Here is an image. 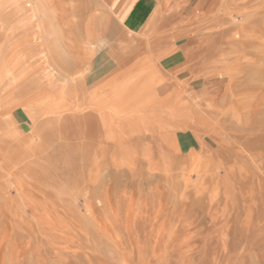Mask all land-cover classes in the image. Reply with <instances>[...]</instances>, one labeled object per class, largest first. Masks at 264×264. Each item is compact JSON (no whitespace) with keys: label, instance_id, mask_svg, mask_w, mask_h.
Returning a JSON list of instances; mask_svg holds the SVG:
<instances>
[{"label":"rangeland","instance_id":"1","mask_svg":"<svg viewBox=\"0 0 264 264\" xmlns=\"http://www.w3.org/2000/svg\"><path fill=\"white\" fill-rule=\"evenodd\" d=\"M71 1L0 0V136L2 135L0 161L5 160V163H9L6 160H11L10 157H15L16 154L15 161L20 168L15 177L8 174V170L16 166L0 168V205L4 207L7 201L11 210L22 211L23 214L26 204H34L37 200L22 199L14 190V184L25 185L27 181L32 180L35 185L43 188L41 189L43 193L47 192L44 199L56 198L55 200L60 201L59 207L53 209V212L64 209L72 215H68L69 219L72 218L76 223L73 229L82 228L86 233L78 231L73 240L77 238L79 242L77 246L71 245L70 238H66L67 234H72L67 233L69 227H72L71 224L67 226L68 228H60V232H57L59 235L55 234V230L36 231L39 230L36 219L32 218V214H23L21 216L24 218L25 215L28 222L33 221L37 229L34 233L29 232L26 221L19 242L13 244L7 241L3 247L0 264H50V262L80 264V261L86 264L83 260L70 256L69 251L86 250L87 244L82 243H87L88 240L92 247L101 246L96 251V254L101 256L100 259L104 257V260H109L111 264H120L121 262L112 257L113 250L107 247L110 245V237L105 235L114 232L120 237L119 233L123 232L121 226L124 223L130 226L133 236L136 235L135 239L140 240V236L137 238L140 234L142 240L140 242L156 240L153 243L161 245L160 248L167 244L170 231L176 232L178 236L176 243L181 244L180 249L171 254L167 264H264V0H228L225 4L222 3L223 0H217L214 14L224 11L231 22L228 23L229 28L233 25V28H241H235L234 32L230 33L232 41L229 40L226 49V52L230 53L235 51L234 56L240 58H236L237 62H233L232 59H229L230 62L224 61L219 71L212 68L214 73L210 72L211 63L202 56L193 57L187 60L188 62L183 61L184 63L176 60L175 56L183 50L184 55L192 53L196 48L199 49L198 46L206 44L195 46L196 34L191 42L189 37L182 34L186 28L193 29L195 22L200 19L198 16L200 10L196 6L199 0H150L151 5L154 4L152 17L155 15L156 22L153 24L156 26L160 24V28L154 32L152 29L141 30L133 24L136 17L143 16L147 7L145 5L143 9L142 6L144 7L147 0H125L116 14L110 6H114L117 0ZM229 2L231 3L227 5ZM61 5L63 7L65 5L64 11ZM77 5L83 6L81 12ZM194 5L197 7L196 10H193ZM173 11L176 14L173 20L162 26L166 17ZM146 22L147 18L142 28ZM208 29L212 30L213 27ZM22 36L26 40L23 43ZM234 37H238V45L234 42ZM231 42L234 44L231 45ZM153 45L157 48L156 55H152ZM30 50H33L34 56L28 61L33 62L36 59L34 62L40 63L37 67L40 69L39 74L51 70L57 75L52 85L54 90L52 94L56 97L54 101L49 102L51 107L48 110L39 107L42 106L39 103L37 108H42L40 109L42 111L37 115L27 120L23 118L19 122L9 121L14 114L13 111H16V106L24 104L27 100L9 96L2 88H6L5 85L11 82L8 74L11 75L12 66L17 62L16 55L27 57L31 53ZM138 51L141 56L144 54L151 56L150 59L145 58L152 62L147 63L153 71L155 70V73L149 76L151 82L158 74L161 78L166 73L169 74L166 76L167 79L163 78L168 92L163 93L160 90L158 95L161 97L155 95V101L142 105L127 100L123 103L124 112H120L121 115L111 114L108 116L109 122L106 121L107 125H98L95 116H99L92 112L91 104L86 103L91 101H87V95L84 96V100L80 97L81 91L77 83L75 84L77 81L75 78L79 79L90 73L92 79L88 84L89 93L92 91L93 78L103 76L107 70L123 65L127 56L138 54ZM217 52L218 49L215 55ZM116 54L118 61H107L112 59L111 55ZM166 55L169 56L166 58ZM46 57L48 63L45 64ZM144 62L143 60L142 64ZM197 63L201 66L195 67ZM165 64H170L173 71L182 69L183 76H172ZM68 68L71 71L77 68L79 71L68 78H63L61 71ZM139 69L138 66L132 77L137 75ZM59 75L62 78H58ZM180 78L182 81L177 80ZM146 81L151 83L149 79ZM69 82L75 86L73 90L70 89L72 86ZM64 83L66 86L62 87ZM153 85L154 83L149 84V87ZM191 85L195 86V96L182 95L179 103L190 101L193 106L195 105L194 109L201 112V115H194L191 118L193 122H199L197 126H193L192 120L186 115L169 110L167 112L165 105L167 101L169 104L173 103L174 93L171 92L175 88H186ZM203 95H206L207 99L200 100ZM128 98L129 95H126L120 101ZM120 101L117 100L119 103ZM202 109H211L213 114H206L207 111ZM132 110L133 113L130 112ZM84 112H90L88 119L83 117ZM61 114L69 116L65 122ZM174 115L176 118L178 115L183 116V119L185 117L186 124L193 126L194 129H190L189 132L178 129L174 121L171 118L168 121L167 118ZM127 120L131 123L124 125ZM117 121L118 125L110 126L115 132L114 138L107 139L106 126ZM207 122L210 130L205 125ZM21 125L24 129H17ZM192 134H195V137ZM34 152L43 157L40 164L36 163L38 171L24 172L23 165H28V169L34 165L36 167L34 162L29 161ZM53 183L57 188L59 185L61 189L52 186ZM86 185L87 188L90 187L88 190ZM30 188V192H34L32 187L27 189ZM83 188L85 190L81 192ZM97 191L100 196H95L98 194ZM106 191L110 196L105 194ZM7 192H11L10 197ZM89 193L94 194L88 195ZM101 193H104L106 198ZM88 196H91L94 205ZM86 201L92 203L90 204L92 208ZM60 215L62 214H56L55 218L59 219ZM117 218L118 221L115 222ZM110 221H114L115 225ZM116 223H120L121 232L117 233L114 228L105 234L103 229H100L102 224L116 226L118 225ZM151 226L154 227L150 228ZM148 227L150 229H147ZM138 229L142 230L144 236ZM151 229L154 232L159 230L158 234L165 235L157 237V232L154 234L152 231L150 237L154 239L151 240L149 235L144 234ZM33 236L36 238L34 247L38 248V251L32 247L33 251L36 249L32 257L22 252V256L16 255V252L26 246H24L26 238ZM65 244L70 248H65ZM17 248L19 251H15ZM105 248L106 251L109 250L108 253H105ZM8 252L18 257L8 260L6 255ZM68 258L71 260H66Z\"/></svg>","mask_w":264,"mask_h":264},{"label":"bare ground","instance_id":"2","mask_svg":"<svg viewBox=\"0 0 264 264\" xmlns=\"http://www.w3.org/2000/svg\"><path fill=\"white\" fill-rule=\"evenodd\" d=\"M61 1V0H59ZM69 2H72L71 0H69ZM75 2V0H74ZM79 2V1H78ZM81 2V1H80ZM125 2V0H117L116 1V4L114 6H110V9H112V11L116 14L118 13V11L120 10V8L122 7L123 3ZM224 2V4L226 2H228V0L226 1H222V3ZM231 2L227 3L230 4ZM217 0H199L198 3H197V7L200 11H198V16H200L199 20L195 22V26L194 28H186L184 30V32H182L183 36L185 35V37H189L190 38V41H192L194 35L196 34L198 36H196V38L194 37V41H195V46H198V45H201V43H206L205 45H203L202 47L198 46L199 49L196 48V50L192 53H187V54H183V51L181 53V51L179 53H176L175 56H176V60H178L179 62L181 63H184V62H188L187 60H190L191 58L193 57H198V56H202L203 59L205 58L207 62H210L211 65L209 66V69L210 72H213L214 73V70L212 68H215L217 71H219L220 69H222L223 67V62L224 61H229V59L233 62H237L236 61V58H240L239 56L235 57L233 53H235V51H231L233 53H230V52H226V49L228 47V43H230L229 40L230 39V33L234 32L233 29V26L232 28L230 26L231 22H230V19L229 17H226L227 14H225L224 11H222L221 13L219 14H214V11H215V8L217 7ZM223 4V5H224ZM84 5V4H83ZM104 5V4H103ZM145 5L147 7L146 10H144V14L143 16H138L136 17L137 19L134 21V25L137 26V27H140L141 30H144V29H152V32L155 31V29L158 30V28H160V24L159 26L157 25H154L153 23H155V15L152 17V13H153V5H151V2L150 0H147L144 4V7L142 6V8L144 9L145 8ZM62 8H63V11L65 10V5L63 7V5H61ZM225 6V5H224ZM240 6V5H239ZM67 7V6H66ZM77 7L79 8L80 12L82 11V8L83 6H79L77 5ZM197 7L195 8V5H194V9L193 10H196ZM226 7V6H225ZM224 7V8H225ZM229 7H232L231 5H229ZM85 8V7H84ZM86 8H89V7H86ZM126 8V7H125ZM244 7H242L243 9ZM88 10V9H87ZM62 11V13H64ZM67 11V10H66ZM175 11V10H174ZM171 12V14H169L166 19H165V22L162 24V26L166 23L169 24V20L172 21L173 18L175 17V13ZM182 11V10H181ZM61 12V11H60ZM184 12V11H183ZM97 13V12H96ZM139 13V12H137ZM101 14V13H100ZM182 14V13H181ZM191 14V13H190ZM197 15V13H194ZM87 15V14H86ZM89 15V14H88ZM186 15V14H184ZM252 15V14H251ZM148 16H150L148 18ZM249 16V15H248ZM255 16V15H254ZM193 17V16H192ZM190 17V18H192ZM256 17V16H255ZM147 18V22L145 23V25L143 26L142 28V25H143V22L145 21V19ZM189 18V20H190ZM249 19V18H248ZM81 20V19H80ZM87 21V20H86ZM232 21V20H231ZM187 22V21H186ZM228 23H230L228 25ZM232 23H234L232 21ZM212 28L213 29H208V28ZM237 28H240V27H237ZM236 28V29H237ZM241 29V28H240ZM245 29V28H244ZM233 30V31H232ZM240 34V33H239ZM28 35V33H27ZM193 35V36H192ZM239 37V36H238ZM238 37H234L233 40L234 42L236 43L237 42V39ZM20 39V38H19ZM23 39V41H22ZM27 39V38H26ZM138 39V38H137ZM240 41L241 38H239ZM18 40V39H17ZM24 41H26L23 36L21 38V43H23ZM232 41V40H231ZM239 41V42H240ZM234 42H231V45L232 43L234 44ZM30 43V41H29ZM124 44V43H123ZM156 44V42H155ZM239 43L237 42V45ZM255 44V43H254ZM127 45V44H126ZM230 45V44H229ZM253 45V44H252ZM139 46V45H138ZM2 47V46H1ZM124 47V46H123ZM140 47V46H139ZM143 47V46H142ZM156 45H153V50H152V55L155 54V51H157V48H155ZM4 48V47H3ZM236 48V47H235ZM28 49V48H27ZM35 49V48H34ZM33 49V50H34ZM38 49V48H37ZM138 49V48H137ZM218 49V52L217 54L215 55V52L216 50ZM3 50V49H2ZM5 50V49H4ZM3 50V51H4ZM7 50V49H6ZM32 50V51H33ZM140 50H141V47H140ZM31 51V50H30ZM26 57L25 55L24 56H21V54L18 56L16 55V64H14V66H12V72H11V75L8 74L9 76V79L11 80V82H9L7 85H5L6 88H2L3 92H5L7 95L9 96H13V97H22V98H25V103L24 104H19L16 106L15 110L16 111H13L14 114L13 116H11L8 120L9 121H14L16 120V122H19L21 120H23V118L25 120H27L28 118H32L35 114L37 115L40 111V109L44 108L46 110H48L51 105L49 102H52L54 101V94H52V92L54 91L53 90V82L57 79V75L54 74V72H48L46 71L47 73L44 72V74H39L38 72L40 71L39 68V64H36L33 60V62H29L28 59H30V57L33 58V54L34 52H32ZM41 51V50H40ZM44 51V50H43ZM113 51V50H112ZM137 51V50H136ZM211 51V52H210ZM122 52V50L120 51ZM126 52V51H125ZM139 52V51H138ZM241 52V51H240ZM8 53V52H7ZM21 53V52H20ZM36 53V52H35ZM39 53V52H38ZM206 53H208L209 55H206ZM238 53V52H237ZM243 53V52H242ZM255 53V52H254ZM23 54V53H22ZM251 54V53H250ZM121 55V54H120ZM135 55V57H134ZM132 54L131 56H127V58L125 59L123 65H120L118 67H113L111 68L110 70H107L105 75L103 76H98L97 78H93V83L91 85V88H92V91H89V88L90 86L88 85L91 81V75L90 73L86 74L85 76H82L81 78L79 79H76L77 81H75V84L77 83V85L79 86L80 88V91H81V98H85L84 96L87 95V101L86 102L87 104H91V107L90 109L92 110L93 109V113L95 114H98L99 117H96L95 116V119L97 120V124L100 125L102 124L103 125H107V122H109V118L108 116L110 117V115H121L120 112H124L123 111V106H124V102H126L127 100H131L132 102H137V103H141L140 105H142L143 103H150L152 101H155V95L156 96H160L158 95L160 90L163 91V93H165L167 91V85H166V81L163 79L164 77L166 78V76H169L168 73H166V75L161 78L159 77V74L156 76V78L153 80V82L150 81V75H152L153 73H155L153 71V69L149 66L148 63H151L152 62H148V59L145 60V58H149L150 59V55H140V52L138 54ZM156 55V54H155ZM197 55V56H196ZM215 55V56H214ZM242 55V54H240ZM169 55H166V58L168 57ZM25 57V58H24ZM91 57V56H90ZM89 57V58H90ZM94 57V56H93ZM112 59L111 60H107L108 62H111V61H118V56L117 54L116 55H111L110 56ZM120 57V56H119ZM35 58V57H34ZM41 58V57H39ZM48 57H46V60L44 58L45 61V64L48 63V60H47ZM51 58V57H50ZM54 58V57H53ZM42 59V58H41ZM40 59V61H41ZM52 59V58H51ZM91 59V58H90ZM198 59V58H197ZM202 59V58H201ZM202 59V60H203ZM43 60V59H42ZM88 60V59H87ZM145 61L144 64H142V61ZM202 60H199V61H202ZM38 61V60H37ZM52 61V60H51ZM101 61V60H99ZM184 61V62H183ZM220 61V62H219ZM43 61H41L42 63ZM91 62V61H90ZM148 62V63H147ZM218 62V63H216ZM230 62V61H229ZM190 63V62H189ZM192 63V62H191ZM226 63V62H225ZM89 64H92V63H89ZM157 64V63H156ZM187 64V63H186ZM49 65V64H48ZM191 65V64H190ZM200 64L197 63V65H195V67H199ZM50 66V65H49ZM90 66V65H89ZM111 66H113L111 64ZM139 66V71H137V75L136 76H133L132 77V73L136 70V68H138ZM155 66V65H154ZM188 66V65H186ZM193 66V65H192ZM201 66V65H200ZM229 66V65H228ZM91 67V66H90ZM108 67V66H107ZM142 67V68H141ZM165 67L166 69H168L170 71V74L172 76H183V73H182V69H178V70H175L173 71V68L170 67V64H165ZM191 67V66H190ZM194 67V66H193ZM192 67V69H193ZM159 68V67H158ZM187 68V67H186ZM189 68V67H188ZM206 69H208L207 67H205ZM226 68V67H224ZM155 69V68H154ZM191 69V68H189ZM188 69V70H189ZM45 70V69H44ZM66 70V71H64ZM90 70V69H89ZM138 70V69H137ZM165 70V69H164ZM196 70V69H194ZM79 71V69L75 68L71 71L70 68L67 69H63L61 71L62 73V77L63 78H68L71 74H75ZM166 71V70H165ZM173 71V72H172ZM198 71V70H197ZM90 72V71H89ZM136 72V71H135ZM162 72V70H161ZM216 72V71H215ZM38 73V74H37ZM60 73V74H61ZM104 73V72H103ZM164 73V71H163ZM57 74V73H56ZM165 74V73H164ZM197 74V73H196ZM72 75V76H73ZM131 75V76H130ZM61 77L60 75L58 76V78ZM61 77V78H62ZM188 77V76H187ZM146 79H149V81L151 83H146ZM167 79V78H166ZM74 80V78H73ZM72 80V82H73ZM164 80V81H163ZM179 81H182L181 78L180 79H177ZM168 81V80H167ZM175 81V80H174ZM173 81V83H174ZM178 81V82H179ZM219 81V80H218ZM72 82H69V84L72 86ZM172 82V80H171ZM185 82V81H184ZM66 83V82H65ZM65 83L63 85H61L62 87H64ZM74 83V82H73ZM154 83L153 87H149V84H152ZM169 83V82H168ZM187 83V82H186ZM68 84V86H69ZM180 84V83H178ZM177 85V84H176ZM188 85V83H187ZM221 85V84H220ZM66 86V85H65ZM73 87L75 88V86H72L70 87V89L72 88L73 90ZM226 87V86H225ZM175 88V87H174ZM227 88V87H226ZM76 89H77V86H76ZM64 90V89H63ZM66 90V89H65ZM64 90V91H65ZM88 90V91H87ZM171 90V89H169ZM173 90V89H172ZM195 86L194 85H191L190 87H183V88H180V89H176L174 91H172L171 93H174V100H173V103L169 104V101H167V103L165 104L166 105V108H167V112L168 110L170 112H176L177 114H183V115H186L188 116L190 119L192 117H194V115H201L199 112H197L195 109H194V106L193 104H191L190 101H186L184 103H179V101L181 100V97L182 95H186V96H195L194 93H196L195 91ZM226 90V89H225ZM58 91H60L58 89ZM68 91V90H67ZM75 92V90H74ZM168 92V91H167ZM59 93V92H58ZM92 93V94H91ZM170 93V92H169ZM62 94V90H61V93ZM77 94V93H76ZM167 94V93H166ZM179 94V95H178ZM205 94V93H204ZM126 95H129V98L126 99L125 101H120L124 96ZM25 96V97H23ZM181 96V97H180ZM134 97V98H133ZM137 97H141V99H137ZM161 97V96H160ZM164 97V96H162ZM165 98V97H164ZM188 98V97H187ZM206 98V95L203 97L201 96L200 97V100L202 99H205ZM78 99V98H77ZM166 99H172V98H166ZM207 99V98H206ZM52 100V101H51ZM84 100V99H83ZM117 100L120 101L117 102ZM190 100V99H189ZM204 102V101H203ZM41 104L42 106H39V107H42V108H37L38 104ZM49 103V104H48ZM85 103V104H86ZM57 105V103H55ZM63 104V103H62ZM84 104V105H85ZM157 104V103H156ZM205 104V103H204ZM212 104V103H211ZM77 105V103L75 104ZM139 105V106H140ZM155 105V103L153 104ZM200 105V104H199ZM78 106V105H77ZM139 106H137L136 108L139 109ZM152 106V105H151ZM201 108H202V105H200ZM206 106V105H205ZM60 107V106H59ZM58 107V108H59ZM209 107V105H208ZM83 108V107H82ZM107 108V109H105ZM198 108V107H197ZM54 109V108H53ZM52 109V110H53ZM63 109V108H62ZM65 110H67V107L64 108ZM51 110V111H52ZM108 110V111H106ZM203 111H207L206 114H210L212 115V110L211 109H202ZM50 111V112H51ZM82 111V110H81ZM95 111V112H94ZM134 110L130 111L133 113ZM153 111V110H152ZM201 111V110H199ZM70 112V110H69ZM91 112V113H92ZM166 112V113H167ZM65 113V112H64ZM155 113V112H154ZM264 113V111H263ZM16 114V115H15ZM66 114V113H65ZM64 114V115H65ZM68 114V113H67ZM66 114V115H67ZM85 114V115H84ZM83 117H87V116H90V112H84ZM156 114V113H155ZM153 114V115H155ZM205 114V113H204ZM205 114V116H206ZM62 115V114H61ZM63 116V122L66 121V119L69 117V116ZM69 115V114H68ZM81 115V116H82ZM91 115H94V114H91ZM127 115V114H126ZM140 115V114H139ZM173 115V113H172ZM178 115V118H176L177 116H171V117H167L168 118V121H169V118H171L173 121H174V124H176L175 126H178L180 130H186L189 132L190 129H194L193 126H197L199 125V122L195 121L193 122L192 120V127L188 124H186V122L184 121L183 119V116L179 117ZM53 116V115H52ZM152 116V115H151ZM169 116V115H168ZM203 116V115H202ZM255 117V116H254ZM137 118V117H136ZM135 118V119H136ZM140 118V117H139ZM138 118V119H139ZM143 118V117H142ZM61 119V117H60ZM88 119V117L86 118ZM107 119V120H106ZM183 119V120H182ZM7 120V121H8ZM93 123V122H92ZM131 121L127 120V123H124V125H127V124H130ZM132 123L134 124V121H132ZM195 123V124H194ZM32 124V123H31ZM78 124V123H77ZM115 125L117 124L118 125V121L117 122H110V125L109 126H106L108 132H105L106 133V138L107 139H111L114 138V133L113 132V129L110 128L111 125ZM88 125V124H87ZM138 125V124H137ZM206 127L209 129L210 128V125L209 123H205ZM224 125V124H223ZM18 126V125H17ZM92 126V125H91ZM122 126V125H121ZM264 126V125H263ZM67 127V126H66ZM113 127V126H111ZM174 127V126H173ZM220 127V126H219ZM20 128H23V125H21L20 127H18L17 129L20 130ZM121 128V127H120ZM175 128V127H174ZM203 128V127H202ZM117 129V128H116ZM205 129V128H204ZM261 129V128H260ZM19 130H16L18 131L19 133L21 131ZM106 130V131H107ZM122 130V129H121ZM210 130V129H209ZM24 131V130H23ZM262 131V130H261ZM264 131V130H263ZM87 132V131H86ZM173 132V131H172ZM18 133V134H19ZM69 134V133H68ZM88 134V133H87ZM174 134V133H173ZM252 134V133H251ZM255 134V133H254ZM260 134V133H259ZM17 135V134H16ZM71 135V134H70ZM69 135V136H70ZM91 135V134H90ZM190 135V134H189ZM193 136L195 134H192ZM197 135V134H196ZM210 135V134H209ZM2 136V135H1ZM0 136V137H1ZM97 136V135H96ZM162 136V135H161ZM167 136V135H166ZM249 136V135H248ZM66 137V136H65ZM68 137V136H67ZM71 137V136H70ZM104 137V135H103ZM195 137V136H194ZM193 137V139H194ZM228 137V136H227ZM3 138V137H2ZM162 139L164 138L163 136L161 137ZM170 138V137H169ZM172 138H173V135H172ZM213 138V137H212ZM217 138V137H216ZM230 138V137H229ZM247 138V137H246ZM168 139V138H167ZM175 139V138H174ZM177 139V138H176ZM2 140V139H1ZM103 140V139H102ZM212 140V139H211ZM220 140V139H219ZM231 140V139H230ZM39 141V140H37ZM213 141V140H212ZM221 141V140H220ZM220 141L218 143H220ZM235 141V140H234ZM2 142V141H1ZM174 142V141H173ZM175 142L178 144L177 140H175ZM216 142V140H215ZM113 143V142H112ZM174 144V143H173ZM202 144V143H201ZM206 144V143H205ZM220 145V144H219ZM176 146V145H175ZM248 146V145H247ZM1 147V146H0ZM22 147V146H21ZM117 147V146H116ZM3 148V147H2ZM120 148V147H119ZM118 148V149H119ZM165 151V150H164ZM246 151V150H245ZM170 152V151H169ZM188 152V151H187ZM126 153V152H125ZM171 153V152H170ZM179 153V152H178ZM44 154V153H42ZM123 154V153H122ZM13 155V154H12ZM15 157L17 156L16 154H14ZM44 156V155H43ZM47 156V155H46ZM15 157H10L12 158L11 160H6V161H9V163H5L3 161H0V168H8V167H14L16 166V168H13V169H9V173L8 174H11V175H14L15 177V174L17 175V173L19 172V167H17V161ZM228 157V156H227ZM230 157V156H229ZM15 158V159H14ZM43 157L34 152V155L32 154V158L29 160L30 162H34V164H40L41 162V159ZM161 160V159H160ZM198 160V159H197ZM29 161H27L29 163ZM164 161V160H163ZM37 164H36V167H37ZM35 165L34 167L28 169V165L25 166L23 165V168H24V172H27V171H31L32 172H35V171H38V167L36 168ZM107 167V166H106ZM22 168V169H23ZM169 168V167H168ZM84 170V169H83ZM94 172V171H93ZM174 172V171H173ZM94 176V175H93ZM150 176V175H149ZM148 176V177H149ZM12 178V177H11ZM17 179V178H15ZM93 179V178H92ZM95 180V179H94ZM74 181V180H73ZM158 181V180H157ZM50 182V181H49ZM90 182V181H89ZM94 182V181H93ZM180 182V181H179ZM26 183V182H25ZM95 183V182H94ZM91 184V182H90ZM100 184V183H99ZM108 184V183H107ZM157 184V183H156ZM26 185V186H25ZM25 185H20V184H14L15 186V191L18 192L17 195L21 196L22 199H33V200H37L36 203L34 204H31L29 203L28 205L26 204V206L24 207V210H23V214L27 215V214H32V218H35L36 221H37V226H38V229L39 230H36L35 227H34V222H28V219L25 217L24 215V218L21 216L23 215L22 214V211H19L18 210H11L10 209V205L8 204V202L6 201V203L8 204H5V206H1L0 205V257H3L2 255V249L3 247H5V244H7V241H9V243L13 242L16 243V242H19V236L21 235L22 233V229L25 228V224H26V221L28 222L27 223V227H28V231L31 232V233H34L35 230L36 231H41V232H48L50 230H52L51 232H53V230H55V234L59 235L57 232L59 231L60 232V228H66L67 226H69V224L72 225V227H69L67 233H72V234H67L66 235V238H70V242L69 244L71 245H75L77 246V243L79 242V240L76 238L73 240V236H77L78 235V231H81L82 233H84L83 229L82 228H79L80 230H76V229H73L74 225L76 224L74 222V220L72 221V218L69 219L67 211H65L64 209H61L60 211H56V212H53L52 210L59 207V200H55V199H44L46 198L45 195L46 193L42 192L43 189L42 187H39L37 185H35L34 181L32 182V180L30 181H27V184ZM29 187H32L34 188V192H30L31 188L28 190L27 188ZM55 183L52 184V186H54ZM60 185H62L60 183ZM101 185H102V182H101ZM100 185V186H101ZM51 186V184H50ZM58 188L60 187L59 185H57ZM93 186V185H92ZM104 187V185H102ZM101 186V187H102ZM106 186V185H105ZM56 187V186H54ZM67 187V186H66ZM86 189L88 190V187L87 188V185L85 186ZM96 187V186H95ZM103 187L101 189H103ZM57 188V187H56ZM57 188V189H58ZM100 188V187H99ZM107 186L105 187V190H106ZM109 188V187H108ZM61 189V188H59ZM79 189V188H78ZM96 190H98V188H95ZM93 189V191L95 190ZM101 189H100V192H101ZM111 189V188H110ZM199 189V188H198ZM36 190V192H35ZM38 190V191H37ZM64 190V189H63ZM80 190V189H79ZM83 190H85V188L82 189L81 192H83ZM200 190V189H199ZM12 191V190H11ZM38 192V193H37ZM40 192H41V195H40ZM86 192V191H85ZM92 192V191H91ZM98 192V191H97ZM108 191H106V195ZM186 192V191H185ZM88 193V191L86 192ZM43 194V195H42ZM85 195V193H83ZM90 194H94V193H89L88 195ZM96 194V193H95ZM102 194V193H101ZM105 194L103 193V197H105ZM7 195H9V197L11 196V192H7ZM54 195H56L54 193ZM99 195V192L98 194H96L95 196ZM41 196V197H40ZM44 196V197H42ZM94 196V197H95ZM100 196V195H99ZM110 196V195H108ZM107 196V197H108ZM57 197V196H56ZM89 197V196H88ZM87 197V198H88ZM91 197V196H90ZM89 197V198H90ZM93 197V196H92ZM54 198V197H53ZM60 198V197H59ZM86 198V197H85ZM106 198V197H105ZM105 198H102L104 200H106ZM62 199L64 200V197H62ZM93 202V205H94V201L92 200V198H90ZM94 199V198H93ZM109 199V198H107ZM95 200V199H94ZM197 200V199H196ZM59 201V202H58ZM65 201V200H64ZM101 201V200H100ZM35 202V201H34ZM89 203V201H86ZM102 202H104L102 200ZM63 203V202H62ZM108 203H109V200H108ZM61 204V203H60ZM92 203H89V206L90 208H92V206L90 205ZM104 204V203H103ZM110 205V204H109ZM108 205V206H109ZM89 206L87 205V207L89 208ZM112 206V205H111ZM87 209V208H86ZM42 210V211H41ZM88 210V209H87ZM86 210V212H87ZM38 211H41V212H38ZM90 211H93V209H90ZM89 211V212H90ZM94 212V211H93ZM138 212V211H137ZM62 214L59 216V219L58 218H55V215L56 214ZM74 213V211H73ZM97 214V212H95ZM233 213V212H232ZM76 214V212H75ZM92 214V213H91ZM90 214V215H91ZM247 214V213H246ZM249 214V213H248ZM93 215V214H92ZM95 215V214H94ZM135 215V214H134ZM72 216V215H70ZM249 216V215H248ZM92 217V216H91ZM95 217V216H93ZM137 217V216H136ZM170 217V216H169ZM250 217V216H249ZM252 217V216H251ZM98 218V217H97ZM34 219V220H35ZM256 219V218H255ZM259 219V218H258ZM35 221V222H36ZM115 222L118 221V218L114 220ZM113 221V222H114ZM258 222V220H256ZM98 222V221H97ZM111 223H113L112 221H110ZM115 222L113 223V225H115ZM99 224V223H98ZM118 225L116 226H113L112 224L109 226L108 224L107 225H104L102 224V226L100 227V229H103L102 231L106 233H108L111 229L113 230H116V232H121L123 230L122 233H119L120 234V237L115 235V233H108L106 234L105 236H109L110 239V245L107 246L109 248H111L113 251L112 253L114 254V256H112L113 258H115V260L117 259L119 262H121L120 264H167L170 259H171V256L173 254L176 253L177 250H179V246L181 244L179 243H176V240H177V233L176 232H171L170 231V234L168 235L169 236V240L167 242L166 245H162V248L165 249L163 250L160 246H158L157 244H154L153 242H156V240L154 241L153 237H150V235L154 232L153 229H151L150 231H145L146 233H144L146 236L149 235L150 239L153 240L152 242H147V241H144L143 243L140 242L141 240V235L139 234L142 230H139L140 228L142 229L143 228V223L141 224L142 227H140L138 229L139 233L137 235V238H139L140 236V240H137L135 239L136 235L133 236V232H131L130 230V226H127L126 223L122 224V226L120 225V223H116ZM151 225V224H150ZM153 225V224H152ZM122 227L123 229L119 231V227ZM140 226V224H139ZM149 226V225H148ZM159 226H162V225H159ZM158 226V227H159ZM81 227V226H80ZM118 231H117V229ZM120 227V228H121ZM135 227V226H134ZM144 227H147L144 225ZM154 226H151L150 228H153ZM68 228V227H67ZM149 227L147 229H150ZM145 228V230H147ZM161 229V227H160ZM85 230V229H84ZM163 230V229H162ZM167 230V229H166ZM136 231V230H135ZM153 231V232H152ZM159 232V230H157ZM156 231V232H157ZM179 231V230H178ZM156 232H154V234H156ZM157 232V237H161V236H164L165 234L164 233H160L158 234ZM25 233V232H24ZM64 235L66 234V232H63ZM86 233V232H85ZM84 233V234H85ZM102 233V232H101ZM135 233V234H136ZM142 233V232H141ZM54 234V236H55ZM62 234V233H60ZM38 235V234H37ZM61 237L63 235H60ZM104 236V235H103ZM122 236V238H121ZM142 236L143 233H142ZM155 236V235H153ZM11 237V238H9ZM59 237V236H58ZM57 237V238H58ZM64 237V236H63ZM56 238V237H55ZM64 238V239H66ZM80 238V237H78ZM143 238V237H142ZM156 238V237H155ZM189 238V236H188ZM21 239V238H20ZM23 239V238H22ZM85 239V237H84ZM146 239V238H145ZM149 239V238H148ZM149 239V240H150ZM160 239V238H159ZM81 240V238H80ZM87 240V239H86ZM85 240V241H86ZM24 242V240H22ZM21 241V243H22ZM26 244H24V248L23 250L21 249V251L16 250L15 251H19V252H16L17 254L16 255H19V256H22L21 252L26 254V255H29L30 257H32V255L34 254L35 250L37 249L38 251V248L34 247V244L36 242V238L35 236L27 239L26 238ZM67 241V240H66ZM83 241V240H82ZM81 241V242H82ZM142 241V240H141ZM38 242V241H37ZM51 242V241H50ZM88 242H90L88 240ZM82 243L83 245L84 244H87V249L86 250H82L80 252H78L79 250H76L74 251H69L70 252V256L74 257V258H79L80 260H83L86 264H111L109 263L107 260L105 261L104 260V257L102 259H100L101 256H98L96 254V251H98V249L101 247V246H96V247H92L91 245H89V243ZM160 243V240L158 242V244ZM67 244V243H66ZM66 244H65V248L68 249V247H66ZM92 244V243H91ZM163 244V243H162ZM165 244V243H164ZM23 246V244H22ZM36 248L34 251H33V248ZM20 248V247H19ZM62 248V247H61ZM64 248V250H65ZM70 248V247H69ZM102 248L104 249V245L102 246ZM14 251V252H15ZM68 251V250H67ZM105 251H106V248H105ZM104 251V252H105ZM107 251L109 252V250L107 249ZM105 252V253H108V252ZM12 251V253H14ZM11 252H8L7 255V258L8 260L10 259H13L14 257H18L16 256L15 254H12ZM64 253V252H63ZM102 253V252H101ZM250 253V252H249ZM21 254V255H20ZM172 254V255H171ZM102 255V254H101ZM28 258V257H27ZM78 259V260H79ZM55 260V259H54ZM66 260H71L70 258L66 259ZM19 262V261H18ZM67 262V261H66ZM111 262V261H110ZM65 263V262H64ZM63 263V264H64ZM70 263V262H69ZM68 262L65 263V264H69ZM51 264V262H50ZM53 264V263H52ZM57 264V263H56ZM80 264H82V262L80 261Z\"/></svg>","mask_w":264,"mask_h":264},{"label":"crops","instance_id":"3","mask_svg":"<svg viewBox=\"0 0 264 264\" xmlns=\"http://www.w3.org/2000/svg\"><path fill=\"white\" fill-rule=\"evenodd\" d=\"M134 7H135V5H134Z\"/></svg>","mask_w":264,"mask_h":264}]
</instances>
